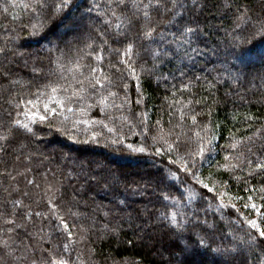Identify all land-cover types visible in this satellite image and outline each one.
<instances>
[{"label":"trees","instance_id":"obj_1","mask_svg":"<svg viewBox=\"0 0 264 264\" xmlns=\"http://www.w3.org/2000/svg\"><path fill=\"white\" fill-rule=\"evenodd\" d=\"M58 2L48 0L50 6ZM30 3L31 0H0V47H6L8 55L6 60L0 54V67L6 65L11 70L7 78L0 77V117L6 116L11 108L10 99H32L31 94L39 86L57 80L64 83L61 76L76 87L73 76L82 77L74 69L75 64L96 65L95 53L101 48L104 49L102 67L108 71V61L117 62L116 53L108 49L121 48L124 41L121 36L118 42L113 36L114 28L103 23L105 18L111 19L113 25L117 22L111 16L109 0H73V6L65 10V15L37 35H31L30 29H22V25L36 20L37 14L24 7ZM167 3L169 11L151 13L155 27L153 40L139 37L135 18L131 28L122 27L129 39L136 40L138 56L134 59L145 69L140 72L137 68L141 75L142 104H136V81L127 78L125 72L130 102L122 109L109 107L102 112L99 106H94L82 117L73 105L74 111L66 113L69 119L63 125L53 117L56 127L36 125L35 135L21 132L11 141L7 152L0 153V170L6 169L11 174L0 176V213L7 215L15 199L22 200L33 210L31 217L16 218V223L23 224L20 228L5 224L0 218V264H30L34 250L39 256L52 249L53 244H61L63 236L59 233L52 234V243L47 242L52 232L50 224H58V221L34 214L35 211L49 212L50 197L55 198L61 214H66L69 206L79 213V219L65 215L70 225L75 222L89 229V239L65 254L73 264H222L224 257L215 249L231 247L235 243L233 237L243 235V229L248 226L235 223L234 210L219 209V200L211 201L209 207L213 193L203 199L197 196L189 204L184 186L162 176L166 158L133 152L127 145L139 147L146 139L140 134L142 111L148 113L151 135L159 131L155 121L160 119L162 134H167L172 127L168 121L175 124L182 107L186 115H191L187 102L201 100L200 104L190 106L201 113L197 120L208 123L210 128L219 126L216 128L217 148L211 156L213 162L223 163V157L229 152L243 151L227 148L230 134H235L237 140L252 137L255 140L253 153L260 154L258 149L264 144L261 138L264 136V67L257 63L241 69L239 61L232 59L229 53L234 50L233 38L238 34L246 35V30H250V25L238 28L236 18L246 10L253 18L264 15V0H175V7L172 0ZM12 4L15 6H9ZM97 5L99 7H95ZM4 7H9L7 14L3 12ZM133 11L129 0L124 14L132 16ZM120 14L121 10L117 9V15ZM138 16L142 19V12ZM188 28L193 31L187 33ZM12 49L20 55L13 56ZM153 53H158V58ZM57 58L63 69L57 66ZM34 68L39 72H34ZM82 70L87 73V68ZM110 71L116 72L115 69ZM239 73H242L240 78L234 80ZM13 80L19 83L13 84ZM189 81V90L177 91ZM117 82L121 87L112 90H119L116 103L120 104L124 96L123 82ZM88 103L96 105V97ZM209 110L211 116L207 114ZM169 112L173 115L169 116ZM124 117L136 125L132 131ZM245 117L251 118L245 120ZM80 119L104 120L116 128L118 134L96 123L74 124ZM3 123L0 120V124ZM3 131L0 127V134ZM93 133H97L95 138ZM121 135L122 143H112L114 139L119 141ZM256 155L251 158L255 159ZM100 160L106 166L94 170L93 166ZM202 171L207 176L208 171L215 173L216 169H209L205 164ZM121 174L126 179L118 183L111 179ZM236 174L248 179L249 187L259 188L264 183V175L248 177L247 170ZM223 175L228 176L226 172ZM28 180L34 183L29 184ZM169 184L174 187H167ZM229 184L233 196L251 194L243 191V180L239 184L229 180ZM196 189L205 191L198 185ZM162 191L174 197L179 202L178 207L168 202L166 209L160 197ZM25 192L27 196L23 195ZM232 202L245 211L243 201ZM28 210L23 207L18 211ZM166 210H180L192 221L207 219L212 227L202 224L197 227L192 223L187 230L176 233L166 221L158 219ZM146 224L149 229L145 228ZM9 228L14 230L9 232ZM200 237L205 240L203 245Z\"/></svg>","mask_w":264,"mask_h":264},{"label":"snow or ice","instance_id":"obj_2","mask_svg":"<svg viewBox=\"0 0 264 264\" xmlns=\"http://www.w3.org/2000/svg\"><path fill=\"white\" fill-rule=\"evenodd\" d=\"M131 8L134 10L132 16L125 15V11L128 8L129 0H109V8L111 10V16L115 17L116 23L113 25L112 20L105 18L103 23L108 28H114L113 36L119 42L121 36L124 37V41L121 48L111 49L109 52L114 51L117 56V62L113 63L108 61V71L103 69L104 64V49L101 48L95 53L96 65H81L76 63L74 69L79 72V77L73 76V80L76 82V87H73L72 83L67 82L66 78L61 76V79L65 80L64 83L57 81H49L37 88L35 93H32V99H10L8 103L11 108L7 110L6 116L0 117L4 123L0 124L3 127V134H0V153H6L7 148L11 141L21 132L25 134L35 135V126H47L48 128L56 127L53 117L59 125H63L68 119L69 115L66 113H73V105L76 106L75 111L80 116H86L88 109L94 106H99L100 110L104 112L107 108L122 109L125 105L129 104V84L126 82L124 73L126 72L127 78L136 81L137 95L136 104L143 103V93L140 89L141 75L137 71L143 72L145 69L143 65L137 63L134 57L138 56V52L135 51L136 40L129 39L128 33L122 31V27L127 26L131 28L133 26V18L137 21L138 35L143 40H153L155 27L152 25L153 11L160 12L169 11L167 0H130ZM172 5L175 7V0H172ZM14 7L15 5H9ZM73 6V0H59L58 3L49 5L48 0H31L30 4H25V8H31L35 12V22L29 21L27 25H22V29H30L31 35H37L43 31L50 23H55L58 17L65 15V10H70ZM95 7H99L98 5ZM117 9L121 10V14L117 15ZM9 7H4L3 12L7 14ZM142 12V19L138 16V13ZM237 27L242 25H250V30H246L247 34H238L233 38V51L229 55L235 61H239L241 69L259 64L264 67V15L253 18L249 11L246 10L237 18ZM193 30L188 28L187 33H191ZM163 38V37H161ZM108 43L107 40L104 41ZM91 47V46H89ZM0 54L4 55L7 60L8 55L6 47H0ZM12 55H20L18 51L12 49ZM154 57L158 58V53H153ZM10 63V61H9ZM57 66L63 69V66L59 64V58L56 60ZM123 65V68L120 67ZM87 68V73L82 69ZM110 69H115L113 73ZM10 69L5 65L0 67V77L7 78ZM34 72H39V69L34 68ZM116 73L120 75L117 76ZM239 73L233 77L234 80L240 78ZM117 81H121L124 92L123 100L120 104L116 103V98L119 96V90L113 91V88L119 89L121 84ZM13 84L19 83L18 80H13ZM191 81L188 84H182L177 91H187L190 88ZM175 87V85L173 86ZM106 93V94H105ZM93 96L96 97V105L89 104L88 100ZM193 103L200 104L201 100H189L187 102L188 110L192 113L186 115L183 107L179 110V119L173 124L172 120L168 123L172 125L169 128L167 134H162L163 129L162 119L156 120L155 125L159 129L157 134L151 135V125L148 123V113L146 110L140 113V125L141 132L146 139L139 147H133L131 144L127 145L128 149L137 153H147L150 156H159L162 159L166 158L167 164L162 170V176L169 181H178L184 186V191L188 193L187 201L190 204L197 196L202 199L207 197L208 193H213L210 199L209 207H211V201L219 200V209H232L237 213L235 223L237 225L246 224L248 227L243 229V235H235L233 240L235 243L231 247L224 249L217 248L215 251L219 253L224 260L222 264H264V183L259 188L255 186L249 187L250 181L242 176L237 175V172H244L247 170V176L264 175V144L258 149L259 155L253 153V147L255 146V140L252 137H246L242 140H237L235 134H230L228 149L236 150L242 148L243 151L238 154L235 151L229 152L223 157L224 162L219 160L213 162L211 159L212 153L216 150L217 133L216 125L212 128L208 123H204L197 120V116L201 113L195 112L191 109ZM211 116V111L207 113ZM169 116L173 113L169 112ZM251 117H245V120ZM111 119V118H109ZM128 121L130 127L129 131H132L136 125L133 124L128 117H124ZM190 121V124L188 123ZM90 124L96 123L103 125L109 132L118 134L116 128L110 127L104 120L92 121L88 119H80L74 124ZM180 128V132H176L175 129ZM58 130H61L58 128ZM260 131V130H258ZM135 134V133H133ZM97 133H93V138ZM264 139V136L261 137ZM124 137L121 135L119 141L113 140L112 143H122ZM151 141L149 144L148 141ZM123 150V149H121ZM256 155L255 159L251 157ZM232 161H236L233 163ZM208 164L209 169L215 167L216 172L208 171L207 176L203 174V167ZM246 166V167H245ZM222 170V171H221ZM227 173V178L223 173ZM219 173V175H217ZM11 175L6 169L0 170V176ZM15 179V177H12ZM111 179L114 182H120L126 177L121 175H113ZM229 180H235L239 184L242 180L245 185L243 191L248 194L246 197L240 195H231L229 192L230 184ZM29 184H33V180H28ZM163 183V180L161 181ZM205 190L198 192L196 186ZM37 187L39 185H36ZM167 187L171 188L174 185L169 184ZM218 189H224L223 191ZM7 191V190H6ZM58 191V190H57ZM254 194V195H253ZM23 195L27 196L28 193ZM228 196L226 202L224 197ZM162 201L165 202V208L169 207L171 202L172 207H178L179 202L171 197L169 194L163 191L160 194ZM54 197H50L47 201L50 206L49 212L44 213L41 211H35V216L41 217L50 216L51 219L58 221V224H50L52 232L49 233L48 243H52V234H62L63 240L61 244H53V248L45 250L41 255H35L33 252V258L30 264H73L70 257L66 256V253L75 250V246L84 243L89 239V229L84 224L72 223L71 225L65 219V215L68 217H74L79 219V213L73 211L72 206L67 208L66 214H61L59 205L54 203ZM243 201L242 208L245 211H241V206L232 201ZM257 200L259 203H257ZM12 209L7 215L0 213V218H3L4 223L13 225L15 228L23 226L22 223H16V218L21 220L25 216L31 217L33 210L31 206H25L23 201L15 199L11 201ZM27 207V212H19L18 210ZM158 219H162L167 222L169 227L176 233H181L187 230L188 225L195 223L197 227L204 225L212 227L207 219L200 221L199 218L196 221H192L188 218L187 214L180 210L177 211H164L160 213ZM62 226V227H61ZM74 229V230H73ZM13 228H9L8 231H13ZM59 239V236L56 237ZM43 239V237H42ZM200 243L203 245L205 240L200 237ZM4 246L7 247V242H4ZM26 259V257H21ZM79 260V256H77ZM82 264V262H81Z\"/></svg>","mask_w":264,"mask_h":264},{"label":"rangeland","instance_id":"obj_3","mask_svg":"<svg viewBox=\"0 0 264 264\" xmlns=\"http://www.w3.org/2000/svg\"><path fill=\"white\" fill-rule=\"evenodd\" d=\"M103 166H106V163L104 161H98V164H96L95 166H93L94 170H98L101 169ZM222 191V190H221ZM225 199H228L226 196L224 197ZM149 224L145 225L146 229H149Z\"/></svg>","mask_w":264,"mask_h":264}]
</instances>
